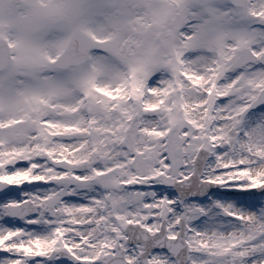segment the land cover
<instances>
[{
	"label": "snow or ice",
	"instance_id": "1",
	"mask_svg": "<svg viewBox=\"0 0 264 264\" xmlns=\"http://www.w3.org/2000/svg\"><path fill=\"white\" fill-rule=\"evenodd\" d=\"M173 15L174 21L158 35L153 32L140 43L174 52L185 62L186 74L190 70L194 79L207 82L197 99L207 102L208 118L178 126L170 148L163 146L171 137L149 144L159 145L155 152H143V143L129 138L139 141L141 122L159 120L163 114L159 109L146 112L147 104L109 89L116 96L112 104L127 100L120 103L125 115L119 123L128 131L113 127L107 137L87 134L88 149L105 141L91 158L80 156L84 149L77 144L64 145L55 137L43 147L35 140L34 151L0 148V264H220L208 253H198V261L192 237L203 235L201 229L218 217V227L243 231L239 222L253 218L264 225V171L253 176L245 172L248 165L216 168L217 158L238 145L264 146V0H190ZM111 35L100 49L103 56L89 52L101 71L122 67L108 50L118 49L120 37L117 32ZM238 43L247 48L226 63L225 45ZM149 70L142 65L135 79L145 92L143 101L152 100L157 87H163L160 72L147 78ZM89 96L82 115L96 128L115 124L118 114L108 111L112 104L93 106L95 97L91 92ZM21 134L15 129L0 133V142ZM193 143L205 147L199 154L183 155L181 150ZM105 152L117 156L101 159ZM128 160L135 161L124 169L129 175L108 171ZM233 171L237 177L224 182V173ZM244 248L248 251L231 264H264V232Z\"/></svg>",
	"mask_w": 264,
	"mask_h": 264
},
{
	"label": "rangeland",
	"instance_id": "2",
	"mask_svg": "<svg viewBox=\"0 0 264 264\" xmlns=\"http://www.w3.org/2000/svg\"><path fill=\"white\" fill-rule=\"evenodd\" d=\"M224 2L225 0H217L220 4ZM186 3H189L188 0H96V2L91 0L82 4L78 28L88 33L95 41H102V43H95L93 52L103 56L105 52L100 51L105 47L103 42L112 40L113 32H117L120 37L118 49L108 50L113 51L122 67L110 71L99 70L89 55L87 61L80 67L62 73H49L45 62L47 63L46 60L63 48L68 37L67 32L54 34L52 32L55 30L54 26L42 25L44 29L39 30L41 35H43L42 32L49 35L36 39V42L29 41L26 35L35 38V34H25L24 29L30 24L29 21L36 18L34 8L29 9L27 16H23V21L20 22L24 29L20 25L11 26L12 23L10 24L9 21L12 15L9 21L7 16H0V36H7L10 39L13 55L10 67L0 73V133L8 135L11 129L22 131L20 136L12 137L7 142H0V148L6 152L9 150L12 152L34 151L32 144L35 140L40 139L39 146L43 147L46 140L50 142L55 137L64 145L77 144L84 149L79 155L91 158L103 148L105 141L101 139L96 142L93 149L87 148L85 116L82 115L85 110V100L86 102L90 100L89 92H91L92 97H95L92 101L93 106L103 107L104 104H112L116 96L110 95L107 90L112 89L117 95L126 94V77L129 74L134 78V103L147 104L148 108L144 109L146 112L159 109L163 114V118L159 120L153 117L146 124L141 122L143 126L137 133L140 137L139 141L129 138L133 143L142 142L143 152L145 149L148 153L155 152L159 145H154L150 147L151 149L148 145L160 139H167L168 130L171 137L170 141L168 140L170 148L173 141L177 139L172 134L178 126L187 122L205 121L204 116L209 111L205 108L206 101L200 100V106L195 111L187 110L186 104H192L193 97L202 93L207 82H202L198 78L194 79V74H191L190 70L186 74L185 62L179 60L174 52L163 51L150 44L142 46L140 43L153 32L158 35L166 23H172L175 19L173 15L175 10ZM96 5L103 7L97 8ZM114 5L126 7L114 8ZM29 29L36 30L34 26L27 28ZM60 35L63 37H59ZM243 47H247V44L225 45L223 53L225 62H230L234 56H238V51ZM142 65L150 69L147 78L157 71L162 76L159 84L163 87H157L150 101H143L142 98L145 95L143 87L135 84L138 70ZM41 73L44 74L41 75ZM144 83L146 84V79ZM101 89L105 91L102 92ZM80 94H83V99L77 98ZM120 103H127V100L112 104V107L108 109L110 113L118 114L115 124H109L107 128L101 124L99 128H96L91 121L93 131L90 135L107 137L113 127L116 132L128 131L124 124L119 123L120 117L125 115V111L120 109ZM127 111L131 112V108ZM164 118H167V123ZM15 119H20L21 124L14 125ZM5 124L9 125L6 128L1 127ZM149 129L152 131L151 134ZM158 129L161 131L165 129L163 136L157 131ZM183 138L181 134L179 139ZM203 138L204 136L201 135L198 139L203 141ZM123 141L124 137L121 135L119 142ZM167 145L163 147L167 148ZM204 147V143L198 146L193 143L181 151L183 155H187L190 151L197 153L199 148ZM139 155L140 153L138 157ZM116 156L117 154L105 152L101 159L111 160ZM194 158L195 155L193 160ZM224 160L227 162L230 159L226 157ZM133 164H135L134 160H128L126 164L114 165L108 171L129 175L124 169ZM168 179L166 178L165 182ZM225 246H227L226 243L222 245V247ZM232 248L229 247L226 251ZM222 250L224 251L223 248ZM226 253L229 256V252ZM197 259L199 261V256ZM220 264H231V260L229 257H224L220 259Z\"/></svg>",
	"mask_w": 264,
	"mask_h": 264
},
{
	"label": "bare ground",
	"instance_id": "3",
	"mask_svg": "<svg viewBox=\"0 0 264 264\" xmlns=\"http://www.w3.org/2000/svg\"><path fill=\"white\" fill-rule=\"evenodd\" d=\"M197 96L198 95H195L193 97L192 104H186L187 110L195 111L200 106V100L197 99ZM151 133L152 131L150 134ZM225 143H227V141H225ZM262 147L264 146H258L257 143L238 145L231 153L217 158L216 168L231 167L236 169L240 165H248L249 167L245 169V172H251V174L255 176L257 172L264 171V151L261 150ZM149 149L151 148L149 147ZM144 152H147V149H145ZM226 157L230 159L227 162L224 160ZM237 175L238 173L236 171L226 172L222 179L224 182H227L229 177L236 178ZM224 211L226 212L227 209ZM220 220L221 218L218 217L216 220L210 222L211 226L202 228L201 232L203 235L192 237L194 245L192 250L194 255H197L198 257V253H208L211 258L216 259L219 262L220 259H223L224 257H229L230 260L239 259L248 251L247 248H244V245L264 232V225L259 224L255 218L252 220L244 219L239 222L243 231L240 230V227L235 229L227 226L218 227L220 225ZM212 227H217V230L212 231ZM224 243L231 248L233 246L235 247L230 250L229 256L222 250V248L224 249V247H222ZM201 244L203 247L199 246ZM218 248L220 250H218ZM237 249H243V252L238 251Z\"/></svg>",
	"mask_w": 264,
	"mask_h": 264
},
{
	"label": "water",
	"instance_id": "4",
	"mask_svg": "<svg viewBox=\"0 0 264 264\" xmlns=\"http://www.w3.org/2000/svg\"><path fill=\"white\" fill-rule=\"evenodd\" d=\"M232 2H235V3H244L245 0H232ZM2 51V48H0V52ZM0 59H2V55L0 54Z\"/></svg>",
	"mask_w": 264,
	"mask_h": 264
},
{
	"label": "flooded vegetation",
	"instance_id": "5",
	"mask_svg": "<svg viewBox=\"0 0 264 264\" xmlns=\"http://www.w3.org/2000/svg\"><path fill=\"white\" fill-rule=\"evenodd\" d=\"M38 1H43V0H38ZM10 8H3V9H0V12L2 11H5V12H8Z\"/></svg>",
	"mask_w": 264,
	"mask_h": 264
}]
</instances>
